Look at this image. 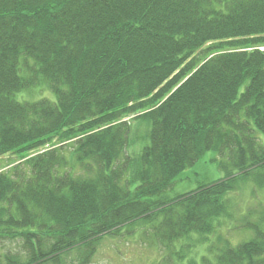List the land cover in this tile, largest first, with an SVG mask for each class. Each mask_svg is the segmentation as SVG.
<instances>
[{
    "label": "trees",
    "instance_id": "1",
    "mask_svg": "<svg viewBox=\"0 0 264 264\" xmlns=\"http://www.w3.org/2000/svg\"><path fill=\"white\" fill-rule=\"evenodd\" d=\"M261 49L264 0H0V264H92L106 237L172 260L209 243L227 195L264 190ZM207 152L223 178L172 196ZM249 216L251 238L201 264H264Z\"/></svg>",
    "mask_w": 264,
    "mask_h": 264
},
{
    "label": "rangeland",
    "instance_id": "2",
    "mask_svg": "<svg viewBox=\"0 0 264 264\" xmlns=\"http://www.w3.org/2000/svg\"><path fill=\"white\" fill-rule=\"evenodd\" d=\"M44 94V95H43ZM36 94L35 98H40L42 95H48L47 92ZM138 128L141 134L145 135L147 128L145 125L137 123L133 128ZM135 130V129H134ZM260 139L264 144V136L260 135ZM147 142H143V145ZM139 149V146L131 148V152ZM68 150V146H67ZM222 160L214 152H207L201 160L192 168L186 170L180 177L182 182L178 183L171 193L172 196L185 194L198 186L215 182L224 176V171L219 167V162ZM7 159L4 158L3 167L6 166ZM5 164V165H4ZM8 165V164H7ZM8 169V168H7ZM245 185V184H244ZM241 185L233 194L227 195L228 211L231 216L228 219H223L221 226L217 228L212 236V239L207 244H196L197 249L190 252H183V258H176L172 260V256L163 253L162 247L149 245L140 239H123L106 237L98 247L97 253L93 259L92 264H201L202 255L206 254V248L214 244L216 246H223L224 240H229L232 246L238 245L242 241H247L251 238V233L244 230L246 221H251L252 212H256V216L264 210V190L253 191L251 189V181ZM248 214V216H245ZM220 232V233H219ZM191 241V240H189ZM197 237H193L192 242H196ZM187 240H183L178 244L180 246L185 244ZM7 248H12L11 245H6ZM175 251V250H173ZM208 256H211L208 254Z\"/></svg>",
    "mask_w": 264,
    "mask_h": 264
}]
</instances>
